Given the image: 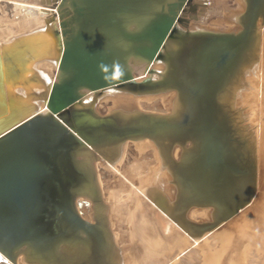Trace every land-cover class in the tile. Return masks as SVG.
Listing matches in <instances>:
<instances>
[{
	"label": "water",
	"instance_id": "1",
	"mask_svg": "<svg viewBox=\"0 0 264 264\" xmlns=\"http://www.w3.org/2000/svg\"><path fill=\"white\" fill-rule=\"evenodd\" d=\"M188 1L53 0L58 23L52 16L0 39L1 264H15L23 246L44 258L59 238L94 242L98 222L84 219L73 203L72 189L86 179L72 158L76 147H99L133 133L155 136L161 128L177 142L194 143L177 177L187 192L186 210L215 207L212 221L195 223L199 229L219 228L249 202L256 162L218 92L254 46L264 0H244L233 17L240 27L230 31L178 27L186 23L181 15ZM128 55L171 68L165 74L150 67L144 74L161 79L140 83L125 65ZM43 62L59 65L58 80H50ZM110 87L180 88L184 109L173 119L140 115L144 123L121 124V117L75 108L84 88Z\"/></svg>",
	"mask_w": 264,
	"mask_h": 264
},
{
	"label": "rangeland",
	"instance_id": "2",
	"mask_svg": "<svg viewBox=\"0 0 264 264\" xmlns=\"http://www.w3.org/2000/svg\"><path fill=\"white\" fill-rule=\"evenodd\" d=\"M54 8V18L58 23L60 13L56 6ZM185 8L187 10L181 16L186 19V23L178 22V27L181 29L191 28L194 30L193 27H201L209 30L230 31L239 28L240 24L233 17L244 10L245 2L244 0H189ZM7 11V7H0L2 15L7 14ZM257 23L256 34L258 39L256 41L258 45L254 56L248 62L244 59L239 69L218 92L220 102L231 113L232 122L237 127V134L246 140L244 151L255 159L258 179L255 194L239 213H236L219 228L204 234V237L208 236V238L201 237L204 240L200 238L197 242L180 226L184 225L191 234L196 235L198 229L194 227L193 230L190 227V221L205 220L208 222L212 219L211 214H213L215 207L213 205H195L186 210L185 205L183 207L174 205L175 199L172 195L173 187L177 188V191L184 189L179 184L177 171L184 165L186 156L194 143L191 140L183 143L173 140L167 145L163 144L165 151H163L162 158L165 160L164 167L167 173L164 183L167 190H171V194L164 191L162 195L157 194L158 196L151 197L149 193L152 195L154 192L151 191L152 189L149 188L144 192L139 191V189H145L151 179L143 178L152 172L159 162V155H162L156 153L154 147L138 150L135 146L138 142L129 139L130 137L127 136L122 152L124 155L117 164H106L98 157L93 159L97 185L102 195L100 203L107 206V221L103 223L111 229L116 245L122 249L123 264H180L183 262V257L188 255L180 256V253L186 248L190 252L189 248L192 246L193 248L222 246L221 243H209L212 241L209 237H262L264 235V16L260 15ZM234 25H236L235 28H232ZM5 33H2L4 36L0 39L9 36H5ZM140 60L133 57L130 59V64L127 62L136 76V81L142 83L147 77L151 78L153 82L161 79L158 75L151 73L145 75L144 73L150 67L164 72L166 62ZM137 61L139 62L137 63ZM44 66L53 81L58 80L57 70L54 67ZM157 88L140 90L135 93L114 87L98 89L99 98L93 101L95 113L107 115L117 109V101L131 99L135 103L136 106H133L138 109V113L144 112L153 117L170 119L178 111L175 106L176 99L172 102L171 98H168L171 90L169 92H155ZM86 90V88L82 90L83 98L75 108L83 107L84 99L93 94ZM120 116L124 115L120 114ZM174 117L177 118L179 115ZM116 121L118 120L116 119ZM158 130H156L157 136L162 129L158 128ZM133 134H138L134 138L142 139V141L154 138L153 135H149L151 138L141 137L139 134L143 133ZM250 144L251 148L247 149V145ZM77 155L76 153L75 156ZM182 190L179 196L183 194ZM80 191L81 187L76 190V192ZM183 192L186 193V190L184 189ZM181 197L184 198L183 195ZM75 202L83 215L87 219L93 220V214L91 215L92 210H94L93 202L84 195L76 197ZM158 209L167 211L173 221L176 220L174 223H169L171 232L170 229L165 230V219L167 221L170 219L160 214ZM182 211L185 217H188V223L183 222L182 224ZM176 222L179 223V226ZM149 240L156 241L157 244L152 243L151 247L148 245ZM24 254L23 252L16 253L17 264H30L25 261ZM147 254H157V256L150 258Z\"/></svg>",
	"mask_w": 264,
	"mask_h": 264
},
{
	"label": "bare ground",
	"instance_id": "3",
	"mask_svg": "<svg viewBox=\"0 0 264 264\" xmlns=\"http://www.w3.org/2000/svg\"><path fill=\"white\" fill-rule=\"evenodd\" d=\"M49 2H51V3H49ZM53 3H54L53 0H50V1H48V0H37V1H35V0H0V7H2V8L7 7L8 8L7 14H3L4 16L0 13V36L4 32L7 33V34L5 33V36L6 35L11 36V34L13 35V33L23 32L26 29L27 30L32 29L34 26L36 27V26L43 25L47 18H50L52 16L54 17V15H55L54 14L55 8H54V6H52ZM19 14H21V16H18ZM261 16H264V11L262 12ZM232 26H233V24H232ZM235 26L236 25H234V27H232V28H235ZM3 36L4 35H2L0 38H2ZM8 37L6 36V38H8ZM257 39H258V37H257ZM257 45H258V43L256 41L254 43V46L248 51V56L245 58L247 60V62L250 61V58H252L254 56ZM178 46L179 45H177L175 47L178 48ZM132 58L133 57L131 55H128L126 57L127 60H126L125 65H128L127 62L130 64V59H132ZM144 61L146 62V60H144ZM169 64H170V62L166 63L165 64L166 66L164 65V67L166 69L164 71L165 74L171 68V67H168V66H170ZM44 65H47L49 67H54L55 70H57V74L59 73L60 69H59L58 64H53L50 62L41 63L40 67L44 71H46L44 69L45 68ZM49 78L51 81H53V79L50 76H49ZM154 82H156V81H154ZM161 88H163V87H161ZM227 88H228V86H227ZM124 90H126V89H124ZM86 91H88V89ZM98 91L99 90L89 91L90 93L92 92L93 94L90 97H86L84 99L85 104L83 105V107L77 108V109L84 110V111L92 110L93 112H95L93 101H95L96 99L99 98V92ZM127 91H131V93L138 92V91H135L132 89H127ZM139 91H140V89H139ZM171 91L172 92L169 94L168 98H171L172 102H174V99H176L175 106H176V110H178V111H176V113L173 116L170 117V119H173V118H175L174 117L175 115L180 116L182 113V110L184 109V104H183L184 98H183V96H185V94L184 93L182 94L183 90L181 91L180 88L173 87L171 89ZM144 92H146V91H144ZM227 92H228V90H227ZM223 94H224V92H223ZM225 95H227V93H225ZM124 98H126V97H124ZM117 103H118L116 105V106H118L117 109L111 111L109 114H112L113 116H120V114H123L124 116H120L121 117V124H135L138 122L144 123V119H142V118L140 119L138 117L140 115L146 116V114L144 112L138 113L139 111L137 108L134 107L136 105L131 99H123L121 102L117 101ZM114 122L118 123V121H116L115 118H114ZM162 131L163 130H160L159 136L153 135L154 138H151V136H149L148 134H144V133L139 134V135H141V137L151 138L148 141H146V140L142 141V139L134 138V137H137L136 135H138V134H132V135L128 136V137H130L129 139H132L133 141L138 142L135 145L138 150H144L145 148L154 147L155 152L158 154L161 153V155H162V156L159 155V157H160L159 162L155 165L152 172L143 178V179H145V178L151 179L147 183V186L146 187L144 186L145 189H139V191L142 190L143 192H144V190H148L149 188L152 189L151 191H154L152 193V195L148 192L151 197H154V196L156 197V196H158L157 194L162 195V193H164V191L165 192L168 191L167 186L164 183V178H167L166 177L167 173L165 172V167H164L165 160L162 158L163 157V151H165V149H163V146H164L163 144H165V145L169 144L171 141H173V138L171 137V135L166 134L165 131L164 132H162ZM126 140H127L126 137L116 138L111 143H108L106 145L104 144V145L99 146V147H87V146L86 147H76L71 152L74 163L78 167L79 171H82L84 176L86 177L85 181H81V183L76 188L72 189L74 208L77 210V212L84 219H86L92 223L98 222V224L100 226V229H99L100 231H98V235L95 238L94 242L92 240L91 241L90 240L82 241L81 239H77L76 237L69 236L65 239L59 238L56 240V242L53 246V251H52L51 257H45L44 256V258H42L38 254H35L32 251V248L30 246H23L21 248V250L16 251L15 254L19 253V252H23V254L25 253L26 255L24 254V259L26 262H28L30 264H95V263H98V264H123L122 249L116 245V242L114 241V235H113L111 229L106 224L103 223V222L107 221V216H106L107 206L105 204L100 203L102 195H101V192H100L98 185H97L96 172L94 170L93 159L97 156L99 159L101 158L103 160V162L106 164H109V165H113L115 163L117 164L120 161V159H122V156L124 155V153L122 155V152H123V148H124ZM250 148H251V144L247 145V149H250ZM76 153L78 154L77 156H75ZM178 153H179V150H178ZM75 160H77V161H75ZM171 167H172V165H171ZM255 181H256V185H255L254 192H256V187H257V183H258L257 182L258 181L257 176L255 177ZM80 187H81V191L76 192V190H78V188H80ZM181 190L177 191V188H175V187H173V190H172V195L174 196L173 199H175L174 205H176L177 207H181V206L183 207L184 206L183 200L187 196V192L186 193L183 192L184 189L182 190V193H183L182 195L184 198L181 197L182 195L179 196V194H181V192H180ZM168 192L171 194V190ZM254 192H253L252 196L255 194ZM82 195L88 197L93 202L94 210L91 209L92 210L91 215L93 214V220L87 219L83 215L81 209L76 206V202H75L76 197H79ZM251 197H250V199H251ZM240 210L237 213H239ZM158 211L160 214L165 215L166 217H168L170 219L168 221L165 219V221H166L165 222V230H169L170 229L169 223H171V222L174 223L176 220L173 221V218L168 214L167 211H165L163 209H158ZM214 211H215V209H213V214H211V212H209L212 215V219L209 221L213 220ZM229 219H227V221ZM182 220H183V221H181L182 224H183V222L188 223V217H185L183 211H182ZM204 222H205V220L194 222V224L191 223L190 227L193 230H194V227L196 229H198L197 231L195 230L196 235L191 234L188 231V229L185 228L184 225L180 226V227L183 228L189 235H191L192 236L191 238H194V240L198 242V240L201 237L205 236L204 234L210 233L211 231H213V230L202 231V229L198 228L199 224L195 225V223H204ZM163 224H164V222H163ZM176 224L179 226V223L176 222ZM224 224H225V222H224ZM170 232H171V229H170ZM78 235H81L82 238H84V236H86V234L82 233V232H78ZM192 244L195 245L194 243H192ZM92 250L97 252V254H96L97 256L92 255ZM0 256H1V252H0ZM15 264H17V263H15Z\"/></svg>",
	"mask_w": 264,
	"mask_h": 264
},
{
	"label": "crops",
	"instance_id": "4",
	"mask_svg": "<svg viewBox=\"0 0 264 264\" xmlns=\"http://www.w3.org/2000/svg\"><path fill=\"white\" fill-rule=\"evenodd\" d=\"M209 238L212 240L209 243H221L222 246L198 248L192 246L189 248L190 252L186 248L185 252L180 253V256L188 255L183 257V262L180 264H264V235L262 237L234 236L227 238L224 236ZM152 243L157 244L156 241H148V245L151 246ZM147 255L150 258L157 256V254Z\"/></svg>",
	"mask_w": 264,
	"mask_h": 264
}]
</instances>
